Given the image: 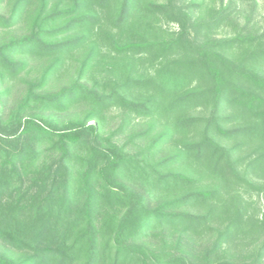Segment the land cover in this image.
Instances as JSON below:
<instances>
[{"label":"trees","instance_id":"1","mask_svg":"<svg viewBox=\"0 0 264 264\" xmlns=\"http://www.w3.org/2000/svg\"><path fill=\"white\" fill-rule=\"evenodd\" d=\"M247 1L7 0L0 28L29 32L0 43V104L5 76L39 65L0 118V264H264V16Z\"/></svg>","mask_w":264,"mask_h":264},{"label":"rangeland","instance_id":"2","mask_svg":"<svg viewBox=\"0 0 264 264\" xmlns=\"http://www.w3.org/2000/svg\"><path fill=\"white\" fill-rule=\"evenodd\" d=\"M246 1L247 0H245V2ZM255 1L257 3V12L255 14L258 18L260 17L262 18L264 16V0H255ZM213 2L217 3V0H213ZM245 9L248 10L249 8L245 7ZM6 10H7V0H1L0 13L4 14ZM28 32H29V24L25 20L17 23L15 26L9 29L0 28V43L12 37H19L28 34ZM38 65L39 62L36 59L34 60L29 59L27 70L21 72L15 79L14 78L11 79L8 75L5 76L1 88L5 89V91L7 90L8 93H6L4 96L1 97L2 102L0 104V118L2 121L5 122L7 120L9 112L14 108L15 104L19 101L23 91L25 90L27 85L26 83L29 82L30 78L36 75V72L33 70H35L38 67ZM67 80H68L67 77L58 80L56 84L55 83L53 84L54 85L53 88L57 89L59 87L66 85ZM2 110L4 111L3 114L1 113ZM80 110L81 108H77L65 113H60L56 116L55 122L58 124H63L68 120L72 119L74 116H76L78 112H80ZM121 121H122L121 118H119L117 114L111 113V115H108L107 119L104 122L105 131L108 132L110 130L115 129L121 123ZM133 124H137V122H134ZM135 126L137 129L143 128L142 124L138 126L134 125V127ZM127 134L128 132L126 131L125 135ZM190 247L193 249L195 253L200 252V240L197 243L190 245ZM0 254L5 255L6 257H12L15 255L14 252H10L2 244H0Z\"/></svg>","mask_w":264,"mask_h":264}]
</instances>
